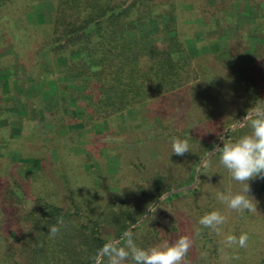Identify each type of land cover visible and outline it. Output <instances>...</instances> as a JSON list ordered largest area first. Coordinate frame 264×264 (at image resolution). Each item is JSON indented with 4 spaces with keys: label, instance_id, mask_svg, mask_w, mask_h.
<instances>
[{
    "label": "rangeland",
    "instance_id": "1",
    "mask_svg": "<svg viewBox=\"0 0 264 264\" xmlns=\"http://www.w3.org/2000/svg\"><path fill=\"white\" fill-rule=\"evenodd\" d=\"M181 1L195 7L189 0ZM187 3L180 7V31L188 44L198 47L192 55L197 80L93 125L64 121L57 127L47 121L49 124L42 125V131L36 135L10 141L7 145L9 156L2 157L1 162L7 160L16 164L19 170L37 179L43 168L53 175L55 149L63 148L64 158H68L72 168L70 182L78 189V200L85 207L100 210L108 202L113 206V199L119 198L124 205L143 211L142 218L153 213L148 217L149 223L141 226L143 223L139 222L141 227L134 234V241H144L159 230V240H153L155 242L145 249L173 243L180 236L188 235L193 245L185 258L186 264H264L262 179L249 181V195L256 201L257 211L240 213L229 209L217 199V193L236 194L243 185L232 179L220 163V152H216L223 142L250 134V125H236L248 109L264 105V31H249L250 20L259 18V23L264 22V0H198L195 9L185 5ZM215 6L216 9L232 6L233 18L213 24L203 11L208 7V14H211ZM53 9L52 0H27L24 20L48 26L52 23ZM198 33L202 34L200 43L199 38H195ZM48 34L49 30L45 29L44 36ZM12 52L11 45L0 48V68H12L17 78L12 84H17L16 88L26 98L38 103L51 89L58 94L62 84L56 82L58 61L51 53L26 59L32 66L23 65L19 70L16 68L21 62L19 56L16 53L13 57L7 55ZM2 77L8 79L9 73L0 72V99L4 100L12 90L6 80L2 82ZM31 103L30 108L27 106L20 114L29 116L33 112ZM186 135L198 141L187 140L190 152L183 156L173 154L172 138L186 140L183 138ZM207 143L215 144L216 148L201 163L203 169L199 171L202 175L198 179L197 194H185L151 206L148 197L157 189L160 176L166 179L164 183L182 184L194 167L192 154L207 149ZM47 166H51L50 169ZM49 180L51 186L56 187L55 191H63L57 178L53 176ZM211 211H219L226 222L220 234L206 228L212 238L200 241L195 234L202 226L199 219ZM248 231L252 234L248 233L246 247L226 246L227 235L239 237ZM126 264L133 262L129 260Z\"/></svg>",
    "mask_w": 264,
    "mask_h": 264
},
{
    "label": "trees",
    "instance_id": "2",
    "mask_svg": "<svg viewBox=\"0 0 264 264\" xmlns=\"http://www.w3.org/2000/svg\"><path fill=\"white\" fill-rule=\"evenodd\" d=\"M52 1V23L48 28L46 24L40 26L24 20L27 0H0V48L12 46L13 52L7 55L19 56L21 62L16 64L19 70L32 66L26 59L51 53L58 61L56 82L62 84L58 94L51 89L36 106L37 100L32 102L16 88L17 84H12L17 79L12 68H0V72L9 73L8 79L1 80L7 81L12 90L7 98L0 99V162L2 157L9 156L10 141L36 135L47 121L57 127L64 121L93 125L198 79L192 65V55L198 47L188 44L180 31V7L187 2ZM196 1H188L195 7L185 5L195 9ZM216 8L211 14L208 7L203 11L213 24L233 18L232 6ZM258 19L257 22L250 20V32L264 31V22L259 23ZM45 29L49 30L48 36H44ZM201 37L202 34L195 35L199 43ZM203 84L208 83L203 81ZM30 103L33 112L29 116L20 114L27 106L30 108ZM183 138L198 141L193 136ZM206 147L192 154L194 167L182 184L164 183L166 179L160 176L157 189L148 197L151 206L162 200L197 194L201 163L216 145L207 143ZM55 152L53 175L43 168L37 179L7 160L0 163V264H94L93 257L104 243L121 238L129 229L135 239V232L149 223L148 217L153 213L142 218L143 211L124 205L119 198L113 199V206L108 202L100 210L81 204L78 189L70 182L72 168L68 158H64L63 148ZM216 152L219 153L217 148ZM53 176L62 184L64 192L55 191L56 187L51 186L49 179ZM260 193L264 196V179ZM61 217L62 226L58 225ZM153 223L155 226L156 221ZM53 225L60 228L55 237L49 233ZM155 231L151 239L135 240L137 246L146 248L159 240V230ZM248 233L251 236L252 232ZM195 234L200 241L212 238L203 226Z\"/></svg>",
    "mask_w": 264,
    "mask_h": 264
},
{
    "label": "clouds",
    "instance_id": "3",
    "mask_svg": "<svg viewBox=\"0 0 264 264\" xmlns=\"http://www.w3.org/2000/svg\"><path fill=\"white\" fill-rule=\"evenodd\" d=\"M250 125L251 133L240 136L235 141L223 142L222 147L217 146L220 152V163L231 174L233 180L243 185L236 194L217 193V199L234 211L255 212L256 201L249 195L251 189L249 181L256 178L264 179V105H254L246 111L236 127ZM172 152L183 156L190 152L187 140L173 137L171 141ZM226 222V217L219 211H211L199 219V224L205 228L213 229L217 234ZM63 218H58V225H63ZM60 231L58 226H51L49 233L55 237ZM248 234L241 233L239 237L229 234L225 244L231 248L247 246ZM193 245L188 235L180 236L175 242H165L162 245L150 248L137 246L131 229L126 230L119 239L107 241L97 250L93 257L94 264H126L131 260L133 264H186L187 257Z\"/></svg>",
    "mask_w": 264,
    "mask_h": 264
}]
</instances>
